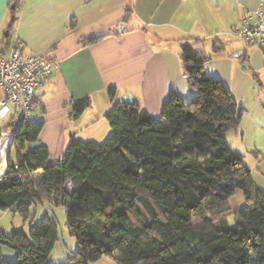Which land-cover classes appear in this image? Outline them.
<instances>
[{
    "label": "trees",
    "instance_id": "16d2710c",
    "mask_svg": "<svg viewBox=\"0 0 264 264\" xmlns=\"http://www.w3.org/2000/svg\"><path fill=\"white\" fill-rule=\"evenodd\" d=\"M18 3L11 2L5 49ZM199 42L189 37L181 45L183 69L197 95L185 100L172 93L159 118L137 103L116 102L106 114L112 133L102 143L73 138L62 158L50 162L46 145L26 149L39 139L42 121L3 126L0 137L13 132L17 154L0 179V209L16 206L27 218L37 201L64 206L80 245L67 264H90L105 255L116 264H264V190L245 154L226 138L239 128L244 110L220 79L205 73L211 56L198 49ZM221 49L215 43L214 52ZM115 94L111 87V99ZM73 104L79 117L91 99ZM237 189L246 205L231 223L227 213ZM58 240L48 216L29 233L0 231V245L17 251V260L0 264H47Z\"/></svg>",
    "mask_w": 264,
    "mask_h": 264
},
{
    "label": "crops",
    "instance_id": "0c3cea01",
    "mask_svg": "<svg viewBox=\"0 0 264 264\" xmlns=\"http://www.w3.org/2000/svg\"><path fill=\"white\" fill-rule=\"evenodd\" d=\"M12 1L0 0V46L4 49L13 18ZM260 3L261 0H19L13 34L24 53L57 63L51 77L37 89L34 109L41 114L44 126L39 139L28 143L26 149L46 145L50 162H56L73 138L105 141L112 133L106 114L126 95L153 118L161 116L172 93L185 100L197 95L189 86L181 61V45L189 37L200 39L198 49L211 56L205 73L220 79L243 108L238 130L245 137L264 136V82L254 71L257 59L264 62V47L244 43L245 48H236L234 54L227 52L230 40L235 39L234 28L246 11L258 8ZM122 23L125 26L119 32ZM91 38L99 39L90 43ZM215 43L222 47L218 52H214ZM206 45L211 46L210 52ZM238 52L240 56H236ZM111 87L116 88L114 99L109 95ZM3 97L0 86V100ZM85 97L91 99V106L75 117L73 101ZM13 115L12 105L0 107V129L11 122ZM248 151L264 154V146L255 138ZM16 154L13 146V159Z\"/></svg>",
    "mask_w": 264,
    "mask_h": 264
},
{
    "label": "rangeland",
    "instance_id": "374dc122",
    "mask_svg": "<svg viewBox=\"0 0 264 264\" xmlns=\"http://www.w3.org/2000/svg\"><path fill=\"white\" fill-rule=\"evenodd\" d=\"M245 46L243 42L231 39L230 44L227 46V52L228 54H234L233 51H235L236 48H245ZM206 50L210 52L211 46L206 45ZM254 71L261 76L264 82V62L262 63L261 60L257 59ZM261 95L264 101V92H262ZM237 130H231L226 133L229 146L245 154L244 161L251 168L255 183L264 190V154L260 152L251 153L248 151L251 148V141L255 138L263 147L264 136H251L247 134L245 137L241 131ZM245 205L244 193L241 189H237L230 198V210L227 213V217L231 223L234 221V213ZM46 216L56 223L59 238L51 252L47 264H67L69 257L79 250L80 245L77 239L70 233L67 224L66 208L62 205L57 206L47 200L43 202L37 201L31 206L30 214L27 218L16 211V206L6 210L0 209V231L11 234L14 230L22 229L26 233H29L30 227L43 220ZM15 260H17V251L9 246L0 245V261ZM90 264H116V260L111 256L105 255Z\"/></svg>",
    "mask_w": 264,
    "mask_h": 264
},
{
    "label": "built area",
    "instance_id": "2783aa9c",
    "mask_svg": "<svg viewBox=\"0 0 264 264\" xmlns=\"http://www.w3.org/2000/svg\"><path fill=\"white\" fill-rule=\"evenodd\" d=\"M264 0L260 6L248 10L233 30V37L249 46L264 47ZM57 63L47 57L25 54L17 35L10 46H0V86L4 97L0 107L12 105L14 127L22 123L40 122L41 114L34 109L37 89L54 73ZM18 168V165H15Z\"/></svg>",
    "mask_w": 264,
    "mask_h": 264
},
{
    "label": "water",
    "instance_id": "95a60500",
    "mask_svg": "<svg viewBox=\"0 0 264 264\" xmlns=\"http://www.w3.org/2000/svg\"><path fill=\"white\" fill-rule=\"evenodd\" d=\"M123 26H125L124 23L119 25V28L117 29L119 32L123 31ZM241 52L236 53V56H240ZM243 68H246V65L243 64ZM123 103H135V99L130 97L129 95H126L122 99ZM15 142V136L14 133L9 131L5 132L0 137V179L7 173L8 171V163L9 158L11 156L12 148L14 146ZM65 191L70 194L71 193V187L70 182H68L65 185Z\"/></svg>",
    "mask_w": 264,
    "mask_h": 264
}]
</instances>
